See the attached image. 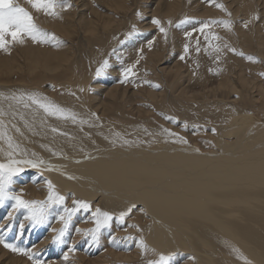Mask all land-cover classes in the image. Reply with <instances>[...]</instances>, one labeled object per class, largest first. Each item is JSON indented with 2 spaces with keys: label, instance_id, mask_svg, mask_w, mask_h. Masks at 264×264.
Returning <instances> with one entry per match:
<instances>
[{
  "label": "bare ground",
  "instance_id": "1",
  "mask_svg": "<svg viewBox=\"0 0 264 264\" xmlns=\"http://www.w3.org/2000/svg\"><path fill=\"white\" fill-rule=\"evenodd\" d=\"M227 1L229 3H226ZM255 1L217 0L212 5L207 2L204 6L205 9L202 7L206 11L205 14L211 15L213 18L219 17L218 15L226 16L225 11L227 9L231 12L232 18H238L237 16L241 15L236 25L230 29L222 28V26L218 25L223 29L221 34L224 36L227 45H237L235 43L239 41L240 44H238L247 51L250 46H253L252 43L256 42L255 47L257 49L253 51V54L260 59L261 67L256 68L255 64L249 61L244 63L239 69H236L234 68V62L227 58L229 55L227 53L224 56L225 58L223 57L219 63L213 65L216 71L215 74L210 70L211 65L202 59H199L200 61L198 62L189 60L192 63H188V68L182 70L177 60L171 66L166 65L163 61L166 56L163 58L162 55L165 52L160 53L162 51L161 45H156L157 48L158 46L160 47L157 51L155 46L154 49L151 48L152 51L147 49L149 54L146 61L153 70V76L155 75L154 78L151 74L154 78L153 80L155 82L159 80V85L164 83L163 87L166 85L167 90H165V87L164 90L159 89L160 91L157 89L153 90L154 87L150 89V87L144 93H140L139 90L138 92L129 93L127 86L121 88L122 86H118L117 83H110L104 86L99 79H92L90 82L91 71H87L88 73L84 71L83 73L82 70L84 68L87 70L85 67L87 65L81 62L85 57L83 56L82 58L81 55L82 59H80L78 56L80 55L78 52L79 48H76L77 46L71 43H61V45H56L55 48L49 49L52 44L49 45L48 43L53 42L49 41L52 37L47 41L48 43L46 42L49 46L46 50L42 49L41 46V49L38 48V45L32 44V41L29 42L28 40L30 39L27 40L26 38L23 43L14 42L15 44L8 47L7 51L0 49V162H6L8 160L7 153L12 151L16 153V159L25 158L24 154L26 153L27 159H42L46 162L39 168H24V171L15 178L16 183L14 185L18 192L25 193L26 191L29 195H33L32 197L38 194H44L45 196L48 191L45 181L49 180L55 185L57 191L65 193L67 196L72 194L74 197L75 195L83 201H92L96 209L99 208L103 212L114 213V216H118L122 211H127L132 205H135V207L140 205V208H143L145 213H143L145 219L142 216L138 217V220L135 218L129 219V221L136 220L139 222L135 224L131 221L130 228L133 233L129 236L135 235L136 238L133 240L131 238L128 239L132 240V243L122 244V248L120 247L121 245L119 247L116 246L120 249L108 245L110 246L109 249H111L109 251L110 255L116 258L114 260H122L125 264H139L141 261H146L149 264L150 261H159L161 255L166 258L176 256V259H178L181 254L187 256L182 264H264V82L262 81L264 77V36L262 35L264 32V9L262 7L264 5H261L262 2L260 3L262 7H259L262 9L259 12ZM67 2L71 5L70 0H67ZM188 2L193 5L191 0H166L163 3L160 2V6L153 11V16L155 13V15H159L157 19L169 17L170 20V16H175L174 18H176V15L180 13V18H182L194 12V7H191ZM27 3L26 1L25 4ZM80 3L81 6H84L83 9L77 10L73 6L65 9V11H59L62 13L61 23H56L53 19L44 21L50 23L51 27L63 37H65L64 34L67 37L71 36L73 32H76L77 35L80 33L79 36L83 34L80 37L82 41L84 37L85 51L88 52L86 53L89 56L90 53H95L96 47L94 48L93 45H98V49L102 51L101 43L103 42L100 43V40L102 41L103 35L101 32L106 31L109 35L112 30H115L112 28L116 19L114 14L117 15L118 12L125 13L127 9L132 8H130L128 0H111L104 6L113 11L112 15L109 14L110 12L105 13L104 11V13H101L103 12L101 9L92 8L94 14H90V17H87L85 15L86 7L88 8L90 4L84 0ZM235 3L237 4L236 7ZM138 4L139 2L135 6L136 9ZM217 4L223 5V8L217 7ZM233 5L234 7H232ZM105 7L104 10L107 11L108 9H105ZM58 9L62 10L60 7ZM133 9L135 10V8ZM133 9L132 11H134ZM223 9L224 11H222ZM139 10L141 11V9ZM258 13L260 14V19L255 22V19H257L255 17H257ZM118 14L120 15V13ZM133 14L134 16L132 17L130 14L128 19L130 18L135 22L137 12H133ZM140 14L143 13L141 12ZM124 16L126 15L124 14ZM37 17L43 22L44 14L40 15L38 13ZM120 17L122 16L120 15ZM122 18L119 20H123ZM176 19L173 20L176 21ZM225 19H228V17ZM195 20L197 21V18ZM167 22L169 21L167 20ZM246 22L247 27H245ZM191 23L194 24L193 21ZM219 23L221 22L219 21ZM163 26L167 28L166 25ZM130 27L128 31L131 32L133 27ZM155 28L157 27L155 26ZM46 30H49V28ZM216 34L219 36L218 33ZM156 35L155 37L158 36ZM184 36L186 35L184 34ZM126 37L127 33L124 32L118 40L123 39L122 41L126 42L128 40H126ZM171 39L173 38L171 37ZM113 40L112 37L110 41ZM93 41H98V43L92 44L95 43ZM176 41L177 39H174L175 44L173 43V46H177ZM178 41H180L179 37ZM195 42L198 41L195 40ZM159 43L160 41L157 44ZM121 44L122 46L118 47L115 53L118 56L127 55L132 49L134 50V47L137 48L138 46L141 49L143 47L140 44L139 47L138 43L133 46L131 41ZM124 44L125 46H123ZM162 46L166 49L164 45ZM82 47L80 48L82 49ZM10 48H13V50ZM111 48H114V45L110 42L105 48L106 53ZM97 52L94 55L95 57H97ZM94 56L92 58L95 59ZM99 57L94 60L89 56L88 60L91 59L93 63V61H98ZM231 58L233 59L232 56ZM101 59L99 60L100 62L104 58ZM92 63H89L90 66L87 61L90 67H93ZM76 70L77 73H75ZM163 71L167 73L173 72L172 79L163 81L159 74ZM185 71H188V73ZM68 72L72 74L70 76L71 79L64 78ZM43 75H48L46 78L51 80L52 83L44 84L42 82ZM107 81L110 82V80ZM192 84H195V87L191 86ZM50 85L55 89H48L47 87ZM90 89L93 90V94L88 92ZM216 91L219 93H216ZM31 93L38 94V98L45 103L51 102L66 109L75 116V120L71 116L58 117L48 115L28 98ZM201 93H204V96L211 94L213 99H209V97L204 100L195 98L197 94ZM136 102L137 104H135ZM151 102L155 106H157V103H161L165 110H173L174 108L177 111H181L183 107L185 111L198 113L203 117L202 119L205 123L208 120L212 125L208 128L215 129L216 133L213 134L210 130V139L199 141L207 143L213 140V144L219 150L199 147L202 148L200 150L198 148V140L189 139L172 123L165 122L164 124L156 116V114H159V116L162 114L160 110L159 112L157 111L158 113H154L155 115L150 114L149 111L152 110V107H150ZM254 102H258L259 105H253ZM147 103L150 104L148 106L150 109L146 107ZM117 111L119 115H117ZM201 117L194 118L202 122ZM164 129H168L171 133L178 135H169ZM178 137L184 138L187 143L179 142ZM9 139L12 142V148L9 147ZM17 145L18 148L16 147ZM33 153H35V156H33ZM48 165L52 166L51 170H49ZM28 197L27 200L29 199ZM65 207L67 206L65 205ZM60 208L59 210L61 211L62 208ZM92 208H90V211H92ZM22 213L24 212L22 211ZM82 216L83 214L79 218L81 219ZM18 217L16 218L17 220ZM24 218L22 217V222L26 220ZM52 218L50 222H52ZM93 218L95 220L96 217L93 216ZM87 219L84 221L87 222ZM88 220H92L91 215ZM4 221L6 222V220ZM112 222L110 221V224ZM80 223L78 222V224ZM88 223L85 224L91 227ZM115 223L117 224V220ZM71 227L73 226L71 225ZM76 229H80V227ZM69 230L71 229L69 228ZM74 231L77 232L76 230ZM75 232L74 236H76ZM19 234L17 233V235ZM117 234L115 233L116 236ZM45 235L47 236V234ZM81 236L84 238V235ZM116 236H114V241ZM102 237L107 238L100 236V238ZM43 238L48 240L49 236H44ZM46 239H42L44 244L47 242ZM121 239L119 238V240ZM125 239L121 243H127L128 240L126 241ZM141 240L146 245L145 249L137 246V241ZM114 241L110 244L113 245ZM118 243L120 244V241ZM132 244H134V249L132 254L128 255L124 249ZM1 247L0 259L4 258L6 260H0L1 264H29L25 261V258L10 257L11 252L7 253L5 248ZM63 250L65 251V249ZM99 251L102 250L99 249ZM59 252V258H56V260L52 259L54 264H61L66 260L70 261V257H67V259L63 258L65 254L61 249ZM68 252L71 253L69 250ZM102 253L101 257L107 256L105 252ZM88 256L85 258L79 255L81 259L85 260ZM97 256L96 254L95 257L93 256L94 258L91 257L85 264H98L97 260L99 258ZM189 257H194L195 259H190ZM102 261H100V264L103 263ZM110 261L105 263L107 264ZM167 264H173V262L168 260Z\"/></svg>",
  "mask_w": 264,
  "mask_h": 264
},
{
  "label": "rangeland",
  "instance_id": "2",
  "mask_svg": "<svg viewBox=\"0 0 264 264\" xmlns=\"http://www.w3.org/2000/svg\"><path fill=\"white\" fill-rule=\"evenodd\" d=\"M27 0H13V2L14 3H16V4H18L19 6H21V7H24L26 10H28L29 12H31V15H32V17H33V20H34V22H35V24L36 25H38L39 26V28L41 29L42 28V26H43V28H42V30H46V29H48L49 28V30H46V32L47 33H50L51 34V39L49 40V41H53V42H47L49 45L50 44H54V46H52L51 45V48L47 45V43L45 44V43H34L30 38H27V37H25L27 40L28 39H30V40H28L29 42L30 41H32L31 43L32 44H36V46L38 47V48H40V46H41V48L43 49H45L46 50V48L48 49V47H49V49H52V48H55V46H56V42H54V41H56V40H59V41H61L62 43H64V44H66V43H71V44H73L74 46H77L76 48H79V53H80V55H78L79 56V58L80 59H82L83 58V56L85 57V58H83L84 60H82L81 62L83 63V64H86L87 66H85L86 67V69L87 70H85V68H84V70H82L83 71V73H84V71L85 72H87V71H91V75L90 76H92V77H90V82L92 81V79H99L100 80V82L104 85V86H107V85H109L110 83L112 84H116L117 83V85L119 86L120 85V87L121 88H123V87H125V86H127V91L129 92V93H131V92H138V90H139V92L140 93H144V91H146V90H148L150 87V89H152L154 86V83H155V85L158 83V81L157 82H155L153 79L155 78L154 76H153V70L151 69V66H149V64L147 63V55L149 54L148 52V50H151L152 51V49H154V46H155V48H156V51H157V49L158 48H160L161 47V49H162V51L160 52V53H163V51L165 52V53H163L162 55H163V61H164V63L166 64V65H172L176 60L178 61V63H179V65H180V67H181V69L183 70V69H187L188 68V63L190 64V63H192V62H190L189 60H191V61H195V62H198V61H200L199 59H202V60H204V61H206V62H208V64L209 65H211V72L213 73V74H215L216 73V71H215V67L213 66L214 64L216 65L217 63H219L220 62V59H223V57L224 56H226L227 55V53H229V55L227 56V58H229V59H231V61H233L234 62V68H236V69H239L241 66H243L244 65V63H248L250 60H248V59H246V57L247 56H253V57H255L256 58V60L255 61H250L252 64L254 63L255 64V66H256V68H260L261 67V64H260V59L258 58V57H256L254 54H253V51L255 50V49H257V47H255L256 45L255 44H257L256 42L255 43H252L253 44V46H250L249 47V50L247 51V50H245L242 46H240L239 44V41H237L235 44H237V45H231V46H229V45H227V43L225 42V39H224V36L221 34V30H223L222 28H224L225 26H224V24L222 23L223 21H229V20H231L230 22L231 23H233V24H231V27H233V26H235L236 25V22H237V20H238V18H240L241 17V15H238L237 17L238 18H232V16H231V12L227 9L226 11H225V13L227 14L226 16H222V15H218L219 17H217V19H216V17H212L211 15H208V14H205L206 13V11L205 10H203V7L206 5V3L208 2V0H191L193 3V5H191L189 2H188V4L191 6V7H194V12H192L191 14H188V15H185L184 17H182V18H180L181 16V14L179 13V14H177L176 15V18H174V17H172V16H170L171 17V19L169 20V17H165L164 19L163 18H160L159 20L161 21L162 19V26L163 25H166L167 26V28L165 27V26H163L165 29H167L168 31H167V36L169 35V37L167 38V36L165 37V34L164 33H161L160 31H159V27L157 26V25H155V24H153L152 23V18L154 17V16H157L156 18H159V15H155V13H154V16H153V11L156 9V7H159L160 6V2L161 3H163V1L165 2L166 0H128V4L130 5V8H135V10L134 11H132V9H127V11L125 12V13H122V12H118V13H120V15L123 17H120V15L117 13V15L116 14H114V17H116V19H115V24L113 23V25H112V28L113 29H115V30H112V33H110L109 35L107 34V32L106 31H104V32H101V34L105 37H103L102 36V41L100 40V43L101 42H103V43H101V48H102V51L100 50V49H98V45H93L94 46V48H95V53H90L89 54V56H91V58H92V56H94L95 54H96V52H97V50H98V52H97V57H95V59L97 60L98 59V56H100L99 57V60L102 58L103 60H105V59H107L108 60V62H109V65H110V67L109 68H107L106 69V71H105V73L103 74V75H101V76H99V77H97L96 75H95V72H96V69L100 66V64L102 63V61L100 62L99 60V62L98 61H96V62H94L93 61V63H92V60L90 61V60H88V55H87V51H85L86 50V44L84 45V37H83V41L81 40L82 38L80 37V36H83V34H81L80 36H79V34L77 35V33L76 32H73L72 34H71V36H66L65 34H64V36L65 37H63V35H60V33L58 32V31H56L53 27H51V24L50 23H46L44 20H47V19H49V20H51V19H53V21L54 22H56V23H61V21H62V11H65V9H69V8H71V7H76L77 8V10H80V9H83L84 8V6H81V3L80 2H83V0H70V3H71V7H68V8H64L63 6H57L56 7V9H55V11H56V15H48V14H46V13H44V12H38V11H36V9H34V8H32L31 7V5L29 4V3H27V4H25V2H26ZM85 2L87 1L89 4H90V6H92L91 7V9H90V6H88V8L86 7V14L85 15H87V17H90V14H94L93 12H94V10L92 9V8H97V9H101V11H103V12H101V13H104V11H105V13H108V12H110L109 14L110 15H112L113 14V11H111V10H109L107 7H105L104 5H106V3H109L111 0H84ZM91 1H92V4H91ZM95 3H94V2ZM139 2V4H138V8L136 9V5H137V3ZM148 1V2H147ZM159 1V2H158ZM216 1L217 0H212V3H210L211 5L212 4H215L216 3ZM197 2V3H196ZM262 2V3H261ZM77 5H76V4ZM103 3V4H102ZM194 3H196V4H194ZM209 3V2H208ZM226 3H229L228 1L226 2ZM257 3H258V5H257ZM260 3H261V5L263 6L264 4H263V0H256L255 1V4H256V8H257V11H261V9L263 8L264 9V6L262 7L261 5H260ZM74 4V5H73ZM141 4V5H140ZM201 6H200V5ZM78 5H80L79 7H78ZM236 3H235V7H236ZM141 8H140V7ZM203 6V7H202ZM262 7V8H260V7ZM29 7H31V8H29ZM62 8V10H59L58 8ZM104 7H105V9H108L107 11L106 10H104ZM162 7V6H161ZM201 7V8H200ZM232 7H234V5L232 6ZM231 7V8H232ZM196 8V9H195ZM90 9V10H89ZM139 9H141V11L139 10ZM204 9H205V7H204ZM233 9V8H232ZM260 9V10H259ZM31 10V11H30ZM89 10V11H88ZM137 10V11H136ZM139 10V11H138ZM144 10V11H143ZM199 12H198V11ZM59 11H61V12H59ZM132 11V12H131ZM222 11H224V9L222 10ZM34 13V15H33V13ZM36 12V13H35ZM40 13V15L42 14H44V19L42 18V20H43V22L41 21V19H39L37 16H38V13ZM127 12H129L130 14H131V16L133 17L134 16V14H133V12L135 13V12H139V13H143V14H140L139 16L136 14L135 15V22H133L132 21V19H128V17H130V14L128 13V14H126ZM228 12V13H227ZM81 13H83V12H81ZM195 13V14H194ZM60 14V15H59ZM124 14L126 15V16H124ZM194 14V15H193ZM199 16H198V15ZM119 15V16H118ZM204 15V16H203ZM208 15V16H207ZM222 18H221V17ZM230 16V17H229ZM260 14L258 13L257 14V17H258V19H255V22H257V21H259V19H260ZM125 17V18H124ZM126 17H127V19H126ZM131 17V18H132ZM197 18V21L195 20L196 18ZM228 17V19H225V18H227ZM123 19V20H119V19ZM167 18V19H166ZM187 18V21L188 22H186V23H181V21H184L185 19ZM219 18V19H218ZM124 19H125V21H124ZM173 19H176V21L175 20H173ZM57 20V21H56ZM61 20V21H60ZM126 20H128L127 22H126ZM143 20V21H142ZM167 20L168 21H171L172 23L171 24H169L168 22H167ZM173 20V21H172ZM189 20H191V22L193 21V23L194 24H192L191 22H189ZM209 20V21H208ZM212 20H214V21H216V24L215 23H212ZM233 20H234V22H233ZM140 21H142V22H140ZM217 21H218V23H217ZM219 21L221 22V23H219ZM133 22V23H132ZM168 23V25H167V23ZM120 23H122L121 25H118V24H120ZM145 23V24H144ZM166 23V24H165ZM190 23V24H189ZM204 23H207V27L206 28H203V30H201L202 29V24H204ZM211 23V24H210ZM136 24V25H135ZM177 24H179V25H181V26H179V28H181V29H179L176 25ZM42 25V26H41ZM118 25V26H117ZM127 25V26H126ZM187 25H188V27H187ZM192 25V26H191ZM221 27L222 26V28H220L219 26ZM130 26H135V29H136V34L135 35H133V37L131 38V37H128V38H126V42L128 43L129 41H131V43H132V45L134 44V43H138V45L140 44L141 46H143L142 47V49H141V47H140V45H139V47L140 48H138V46H137V48H135L134 47V50H136V51H134L133 49H132V51L131 52H129L128 54L130 55V57H129V55L127 54V55H123V56H118V54H115L116 52H117V49H118V47H120V46H122V44H121V41L123 40V39H120V40H118V38L120 37V36H122V34L124 33V32H126L127 34L130 32V31H128L131 27ZM155 26L158 28H155ZM46 29H45V28ZM48 27V28H47ZM122 27V28H121ZM124 27V28H123ZM140 27V28H139ZM153 27V28H152ZM173 27H174V29H173ZM148 28H150V29H148ZM152 28V29H151ZM210 28H211V30H210ZM213 28V29H212ZM217 30H216V29ZM170 29V30H169ZM176 29V30H175ZM185 29V30H184ZM194 29H195V31H194ZM220 29V30H219ZM124 30V31H123ZM126 30V31H125ZM156 30V31H155ZM176 32H175V31ZM179 30V31H178ZM186 30H188V31H186ZM210 30V31H209ZM53 31V32H52ZM56 31V32H55ZM113 31H115L114 33H113ZM118 31H119V33H118ZM128 31V32H127ZM173 31V32H172ZM178 31V32H177ZM183 31V32H182ZM208 31H209V33H208ZM218 33V35L219 36H217V34L215 33ZM122 32V33H121ZM57 33V34H56ZM152 33H154V34H152ZM158 33V34H157ZM169 33V34H168ZM179 33V34H178ZM185 33H191V35L190 36H184V34ZM215 33V34H214ZM59 34V35H58ZM158 36H157V35ZM177 34V35H176ZM209 34V35H208ZM58 35V36H57ZM155 35L157 36V37H155ZM208 35V36H207ZM216 35V36H215ZM262 35L264 36V32L262 33ZM110 36V37H109ZM207 36V37H206ZM109 37V38H108ZM113 37V41H110L111 40V38ZM171 37L173 38V39H171ZM178 37H179V40L180 41H178ZM210 37V38H209ZM217 37V38H216ZM57 38V39H56ZM129 38H131V40H129ZM135 38H137L136 39V41H135ZM141 38H142V40H141ZM151 38V39H150ZM153 38V39H152ZM165 38V39H164ZM196 38V39H195ZM200 38V39H199ZM207 38V39H206ZM105 39H106V42H105ZM108 39H110V40H108ZM148 39H150V40H148ZM174 39H177V41H176V43H177V46H173V43L175 44V42H174ZM194 39V40H193ZM211 39V40H210ZM212 39H214L215 40V42H214V40L212 41ZM108 40V41H107ZM117 40V41H116ZM147 40V41H146ZM160 41V43L159 44H157L159 41ZM163 40H166V41H163ZM169 40H171V41H169ZM190 40V41H189ZM195 40H197L198 42H195ZM222 40V41H221ZM239 40V39H238ZM79 41H82L81 43H78ZM120 41V42H119ZM135 41V42H134ZM149 41H151L152 43V45H151V47H149ZM93 42H95V41H93ZM105 42V43H104ZM110 42H111V44L112 45H114V48H111L110 50H108V53H106V51H105V48L110 44ZM118 42V43H117ZM125 41L123 42V43H126ZM141 42H144V43H141ZM181 42V43H180ZM188 42V43H187ZM90 43H92V42H90ZM96 43H98V41H96L95 43H92V44H96ZM115 43H117V44H115ZM119 43H120V45H119ZM136 43V44H137ZM154 43H155V45H154ZM168 43V44H167ZM186 45H189L188 46V49H189V51H187V52H185L184 51V44ZM191 43V44H190ZM200 43V44H199ZM213 43V44H212ZM217 43H220V44H217ZM239 43V44H238ZM14 45L15 43L13 42V43H11V44H9V47L11 46V45ZM105 44V45H104ZM135 44V45H136ZM144 44V45H143ZM179 44V45H178ZM209 44H211V45H209ZM12 45V46H13ZM43 45V46H42ZM45 45H46V47H45ZM59 45H61V43L59 44ZM78 45H80V46H78ZM116 45H119V46H117V47H115ZM135 45H133V46H135ZM156 45H161L160 47L158 46V48L156 47ZM162 45H164L165 46V48L166 49H164V47L162 46ZM168 45V46H167ZM172 45V46H171ZM191 45V46H190ZM199 45H201V46H199ZM216 45H219V46H216ZM82 46H84V47H82ZM105 48H104V47ZM123 46H125V44L123 45ZM149 48H148V47ZM213 46V47H212ZM238 46V47H237ZM80 47H82V49L80 48ZM145 47H147V48H145ZM176 47V48H175ZM227 47H228V49H229V47H231V48H234V49H236V52H232V51H229L228 49H227ZM40 48V49H41ZM85 48V49H84ZM143 48H145V49H143ZM152 48V49H151ZM169 48V49H168ZM172 48H173V51H172ZM196 48H199L200 50H199V52L198 51H195L196 50ZM214 48H216V49H214ZM218 48V49H217ZM10 49H12L13 50V48H10ZM82 51H81V50ZM140 49V50H139ZM148 49V50H147ZM204 49V50H203ZM104 50V51H103ZM217 51V52H216ZM243 51V53H244V55L243 56H241V55H238L237 53H239V52H242ZM87 52V53H86ZM141 52V53H140ZM147 54H146V53ZM196 52H198V53H196ZM218 52H220V54H222V55H220V54H218ZM221 52H223V53H221ZM247 52V53H246ZM249 52V53H248ZM79 53H76V54H79ZM86 53V54H85ZM98 53H100V54H98ZM102 53V54H101ZM106 53V54H105ZM132 53V54H131ZM135 53H136V57H135ZM171 53V54H170ZM93 54V55H92ZM105 54V55H104ZM134 54V55H133ZM168 54H170V55H168ZM187 54V55H186ZM226 54V55H225ZM81 55H82V58H81ZM133 55V56H132ZM137 55H139L138 57H137ZM144 55H146V57H144ZM181 55H183L184 56V59L183 60H181L180 59V57H181ZM109 56V57H108ZM231 56L233 57V59L231 58ZM125 57V58H124ZM133 57V58H132ZM168 57V58H167ZM129 60H128V59ZM130 58H131V60H132V62H131V60H130ZM135 58V59H134ZM137 58V59H136ZM225 58V57H224ZM92 59H94V58H92ZM94 59V60H95ZM101 59V60H102ZM144 59H145V61H144ZM165 59H166V61H165ZM128 60V61H127ZM138 61V62H135V61ZM143 60V61H142ZM219 60V61H218ZM87 61H88V64L90 63H92V65H93V67H90V66H88V64H87ZM126 61V62H125ZM118 62V63H117ZM135 62V63H134ZM140 62V63H139ZM144 63H146V64H144ZM96 64H98L97 66H96ZM119 64H120V66H119ZM143 64V65H142ZM147 64H148V67H147ZM146 65V66H145ZM164 65V64H163ZM163 65H160V66H163ZM94 66H96V68H94ZM117 66H119V67H117ZM123 66V67H122ZM129 66H132V71L135 73V75L134 76H130V77H128V79H127V82H124V83H122L120 80H122V76H121V70L123 69V68H128ZM111 67H113V68H111ZM114 67H115V69H114ZM150 67V68H149ZM94 68V69H93ZM111 68V69H110ZM148 68V69H147ZM116 70L115 71V73H113L114 72V70ZM146 69V70H145ZM113 70V71H112ZM148 70H150V71H148ZM145 71V72H144ZM152 71V72H151ZM94 72V73H93ZM185 72H187L188 73V71H185ZM69 73V72H68ZM66 74L65 76H64V78L65 79H71V73H69V74ZM75 73H77V70H76V72ZM88 73V72H87ZM112 73V74H111ZM119 73V74H118ZM151 74H152V76L154 77H152L151 76ZM160 74V78H163V81L165 80H170V79H172V76H173V72L172 73H167V72H162V73H159ZM89 75V74H88ZM114 75V76H113ZM116 75V76H115ZM48 75H46V76H44L43 75V77L44 78H46ZM111 76H112V78L114 77L115 79H117L118 77V79L117 80H115L114 78L112 79L111 78ZM138 76V77H137ZM43 78V83L44 84H49V83H52L51 82V80H49L48 78H46V79H44ZM111 78V79H110ZM210 78H212V77H210ZM75 79V78H74ZM107 80H110V82H108ZM143 80H144V82H143ZM150 80V81H149ZM145 81H148V83H145ZM154 81V82H153ZM262 81L264 82V77H263V79H262ZM149 82H150V84H152V82H153V84L152 85H150L149 84ZM122 84V85H121ZM158 85H159V83H158ZM163 85H164V83H163ZM163 85H162V83H160V85H159V88H156V87H154L153 88V90H158V91H160L161 89L162 90H164V87H165V90H167V87H166V85L163 87ZM191 86H194L195 87V84H192ZM161 87V88H160ZM163 87V88H162ZM48 89H52V90H54L55 88H53V87H51V85L50 86H48L47 87ZM160 89V90H159ZM51 90V91H52ZM141 90H142V92H141ZM88 92L90 93V94H93V90L92 89H90V90H88ZM216 93H219L218 91H216ZM89 94V95H90ZM101 95V94H100ZM206 97L208 98L209 97V99H213V96L211 95V94H209L208 96H204V93H201V94H197L196 95V97L195 98H197V99H202V100H204V99H206ZM148 102H149V100H147ZM152 103V102H151ZM135 104H137V102L135 103ZM153 104V103H152ZM151 104V106H150V104H146V107H148V106H150V107H152V110H150L149 111V113L150 114H156V113H158L159 112V110H160V112H162V114H160V116H159V114H156V116L161 120V121H163L164 122V124H165V122H168V123H172L175 127H177L178 129H180L181 130V133H184V135H186V137H188L189 139H194V141L195 140H209L210 139V136H209V134H211V132H210V130L212 131V129H210V128H208V127H211L212 125L208 122V120L206 121L207 123H205L204 122V120L202 119L203 117H201L198 113V116H197V114H196V112L194 113V111H193V113H192V111H185L184 109H183V107H182V110L181 111H177V110H175L174 108H173V110H165V108L162 106V104L160 103H157V106H155L154 104L152 105ZM253 105H259L258 104V102H254L253 103ZM126 107H128V106H126ZM249 108H250V106H248ZM252 107V106H251ZM149 108V107H148ZM159 108V109H158ZM162 108V109H161ZM150 109V108H149ZM156 109V110H155ZM164 109V110H163ZM155 110V111H154ZM158 111V112H157ZM154 114V115H155ZM261 114V113H260ZM117 115H119V112L117 111ZM122 115V114H121ZM120 115V116H121ZM161 115H163V116H161ZM201 115H203V114H201ZM205 115V114H204ZM262 115V114H261ZM161 117H163V118H161ZM174 118L175 119V122H173V120L172 119H168V118ZM194 117H196V118H200L201 117V120H203L202 122H199L198 120L199 119H195ZM140 120V119H139ZM141 121V120H140ZM204 123H205V125H204ZM209 123V124H208ZM212 133L213 134H215L216 133V131L215 132H213L212 131ZM213 141V140H212ZM212 141H210V142H203V141H199L198 142V148L199 147H202V148H204V149H209V150H219L218 148H217V146L215 145V144H213V142ZM192 143V142H191ZM202 148H199L200 150L202 149ZM13 188H15V192H16V194L17 195H19V193H20V196L22 197V198H24L25 200H27V197L29 198L28 200H43V199H45L46 197H47V195H48V191L46 192V194H45V196H44V194L43 195H35L34 197H32L33 195H29V193L28 192H26L25 190V193L24 192H18V190H17V188H16V186L15 185H13ZM56 190V189H55ZM57 191V190H56ZM60 195H64L65 196V200H64V202H63V204L59 207L60 209H61V211L59 210L58 212H54L55 214L53 215V217L54 218H52V222H49V223H46V224H43V225H33L30 221H28L27 219L26 220H23V222L21 221L22 220V217L24 218V216H25V211L24 210H22L24 213H22V211H18V212H16L14 215H13V218L12 217H10L9 218V215H7L8 213H9V211H11L12 209H10L11 208V206H10V204H11V202H8V203H5L3 206H1L0 207V234H2V235H4V237H5V239L8 241V242H11V243H14V242H16L15 244H17L18 246H20V247H23L24 246V248H29V249H32V251L34 252V253H37V251H38V257L36 256V258L34 257L33 259H29L27 256H23L22 254H17V253H13V252H11L10 250H8V249H5L6 250V252L7 253H10V257L12 256V257H19V258H25V261H27L29 264H36L37 262H38V264H54L53 263V261H52V259L53 260H56V258L58 259L59 257V254H60V249L64 252V254L67 252V254L69 253L68 252V250H69V246H71V247H73L75 250L74 251H72L71 253H69L68 254V257H70L69 258V260L70 261H68V260H66V261H64V262H62L61 264H82L83 262V264H85V263H87L86 261H88V259H90L91 257H95V255L97 254L98 256V258H99V260L100 259H102V260H100V261H102L103 263L102 264H104L106 261H110V260H112V261H110V262H108L107 264H125V262L124 261H122V260H114V259H116V258H114L113 257V255H110L111 253L109 252L111 249H109L110 248V246H113V247H115V248H117V249H120V248H118L120 245V247L122 248L123 247V245L124 244H131L132 243V240L134 239V238H136V236L134 235V236H129L131 233H133V232H131V224H132V222L131 221H133L135 224L136 223H139L138 221H136V220H130L129 221V219L131 218H135V219H137L138 220V217L140 218V216H142L144 219H145V216H143V213H144V211H143V208L141 209L140 208V205H138V206H136V207H133V211L131 210L130 212H128L129 214L127 215V216H125L124 217V223L122 224V223H118L117 222V224L115 223V221H116V219H115V217H116V215L114 216V213H112L113 214V219L111 220V224H110V228L109 227H102L101 229H100V236H104V237H107V238H100V243H99V247H98V245L96 246L95 244H93V243H91V236L89 237V235H91V233L90 232H88V231H86V230H88V228L90 227H88V225L87 224H85V223H88L89 225H91V227L89 228V230H91V228L92 229H94V228H96L97 227V223H95L96 222V220H97V218H95V220H94V218H93V212H95V209H96V207H95V205H94V203H92V201H87V202H89L90 203V205H91V208H92V211H84L83 209H80L78 212L80 213H78V212H76L75 213V215H73L72 216V221H71V223H70V225H69V227H68V230H69V228L71 229V230H67V233H69V234H66V236H65V239H68L69 240V238H70V240L68 241V240H66L65 242L67 243H63V244H59L58 245V243H53V241H52V237L55 235V233L52 231V229H60L61 227H62V225H63V223H62V221L61 220H58V219H55V216L56 215H59V214H63L64 213V207H65V205L67 206V207H65V208H68V209H73V208H75L76 207V205L73 203V201L74 200H78L79 201V199L80 200H82L81 198H77L75 195H74V197L72 196V194H71V196H72V198H70L71 196H67L65 193H62V192H60V191H57ZM28 194V195H27ZM27 195V196H26ZM36 196H38L37 198H36ZM41 197V198H40ZM69 198H70V200H69ZM68 199V200H67ZM67 201V202H66ZM83 201V200H82ZM65 203V204H64ZM70 205H68V204ZM74 204V205H73ZM73 206V207H72ZM138 207V208H137ZM5 208V209H4ZM9 208V209H8ZM136 208V209H135ZM135 209V210H134ZM81 211H83V212H81ZM86 212V213H85ZM89 214H88V213ZM20 213V214H19ZM92 213V214H91ZM137 215H136V214ZM142 215H141V214ZM22 214V215H21ZM24 214V215H23ZM83 214V216L81 217V219L79 218L81 215ZM145 214V213H144ZM26 215H27V213H26ZM87 215V216H86ZM89 215V216H88ZM90 215H91V219L92 220H88V219H90ZM133 215V216H132ZM139 215V216H138ZM7 216V217H6ZM19 216V217H18ZM20 216H21V218H20ZM18 217V220L16 219ZM26 217V216H25ZM76 217V218H75ZM78 217V218H77ZM137 217V218H136ZM6 218V219H5ZM12 218V219H11ZM87 219V222H85L84 220L85 219ZM15 219V220H14ZM20 219V220H19ZM25 219V218H24ZM55 219V220H54ZM74 219V220H73ZM76 219V220H75ZM79 219V220H78ZM128 221H127V220ZM143 219V220H144ZM4 220H6V222L4 221ZM14 220V221H13ZM77 220H78V222L82 225H80V224H78V222H77ZM11 221V222H10ZM20 221V222H19ZM24 221H25V224H24ZM50 221H51V218H50ZM60 221V222H59ZM126 221H127V223H126ZM74 222H75V224H74ZM83 222H85L84 224H83ZM21 224L20 226H17V225H19V224ZM13 224V225H12ZM54 224V225H53ZM92 224H93V226H92ZM114 224V225H113ZM120 224V225H119ZM17 227H16V226ZM71 225L73 226V227H71ZM113 225V226H112ZM12 226V227H11ZM15 226V227H14ZM23 226V227H22ZM46 226V227H45ZM61 226V227H60ZM77 226V227H76ZM85 226V227H84ZM86 226H87V228H86ZM136 226V225H135ZM20 227H22L21 229H20ZM80 227V230L81 231H77V229L76 228H79ZM44 228H45V230H44ZM48 228V229H47ZM108 228V229H107ZM29 229V230H28ZM104 229V230H103ZM19 230V231H18ZM23 230H24V232H23ZM42 230V231H41ZM73 230H76L77 232H75V235L76 236H74L73 234H74V232H73ZM105 231V232H103V231ZM113 230V231H112ZM127 230H128V232H127ZM5 231V232H4ZM18 231V232H17ZM40 231V232H39ZM111 231V232H110ZM3 232V233H2ZM14 232V233H13ZM82 232V233H81ZM85 234H84V233ZM103 232V233H102ZM8 233V235L10 236H8V235H6ZM16 233V234H15ZM17 233H20L19 235H17ZM40 233H41V235H40ZM44 233V234H43ZM102 233V234H101ZM113 233V234H112ZM115 233H118L119 234V236H118V234H117V236L115 235ZM124 233H126V234H124ZM45 234H47V236H49V239L47 240L46 238H43L44 236L45 237H47ZM80 234V235H79ZM109 234H111V235H109ZM35 235V236H34ZM38 235V236H37ZM77 235H79L78 237H77ZM81 235H84V238L81 236ZM88 235V236H87ZM123 235H125L124 237H123ZM27 236V237H26ZM31 236H33V237H31ZM71 236V237H70ZM86 236H87V238H86ZM114 236H116L115 237V241H116V243H115V241H114ZM13 237V238H12ZM68 237V238H67ZM110 237V238H109ZM12 238V239H11ZM18 238V239H17ZM26 238V239H25ZM75 238H76V240H75ZM90 238V239H89ZM117 238H118V241H120V244L118 243V241H117ZM119 238L121 239V240H119ZM124 238H126L125 240L127 241L128 239H132V240H128V242L127 243H124V242H122L121 243V241H123L124 240ZM42 239H46L47 240V242L44 244V241L42 240ZM88 240V241H86V240ZM108 239V240H107ZM109 239H111V240H109ZM19 240V241H18ZM72 240V241H71ZM107 240V241H106ZM69 242V244H68V242ZM105 242V244H104V242ZM110 241V242H109ZM114 241V243H113V245H111L110 243H112ZM19 242H20V244H19ZM31 242H33V243H31ZM35 242V243H34ZM39 242H41L40 244H39ZM43 242V243H42ZM103 242V243H102ZM23 243V244H22ZM28 243V244H27ZM53 243V244H52ZM72 243V244H71ZM109 243V244H108ZM44 244V245H43ZM52 244V245H51ZM82 244V245H81ZM104 244V246H102ZM123 244V245H122ZM30 245V246H29ZM34 245V246H33ZM50 245V246H49ZM57 245V246H56ZM69 245V246H68ZM108 245H110V246H108ZM2 245H0V247H1ZM59 246V247H58ZM83 246V247H82ZM116 246H118V247H116ZM57 247V248H56ZM81 247V248H80ZM90 247V248H89ZM103 247V248H102ZM104 247H105V249H104ZM1 248H3V246L1 247ZM45 248V249H44ZM49 250H48V249ZM53 249V251H52V249ZM55 248H56V250H55ZM92 248V249H91ZM100 250H102V251H99V249ZM46 249H47V251H46ZM63 249H65V251L63 250ZM67 249V250H66ZM98 249V250H97ZM133 249H134V244H132L131 246H128L127 248H125L124 250L128 253V255H131L132 254V251H133ZM1 250V249H0ZM36 250V251H35ZM54 250H55V252H54ZM79 250H80V252H79ZM84 250V251H83ZM104 250V251H103ZM106 250V251H105ZM43 251H44V253H43ZM46 251V252H45ZM58 251V252H57ZM77 251V252H76ZM86 251V252H85ZM48 252H50V253H48ZM62 252V253H63ZM92 252V253H91ZM102 252H105L104 254L105 255H107V256H102L101 257V254H103ZM108 252V253H107ZM41 253V254H40ZM44 255H43V254ZM47 253V254H46ZM88 253V254H87ZM94 253V254H93ZM72 254V255H71ZM108 254H109V256H108ZM15 255H17V256H15ZM46 255V256H45ZM57 255V256H56ZM79 255L80 256H82V257H85L86 258V256L87 255H89L88 257H87V259L85 260V259H81L80 257H79ZM92 255V256H91ZM21 256H23V257H21ZM49 256V257H48ZM50 256H52V257H50ZM54 256H56V257H54ZM72 256V257H71ZM41 257V258H40ZM45 257V258H44ZM93 257V258H94ZM106 258V260H105V258ZM5 258H6V256H5ZM47 258V259H46ZM64 259H65V255H64V257H63ZM62 258V259H63ZM173 258H175L174 260H173ZM186 258H187V256L186 255H180V257L178 258V259H176V256L175 257H172V258H170L169 259V262H173V264H182L183 263V261L184 260H186ZM8 259V258H7ZM35 259H36V262H35ZM1 261L2 260H4V261H6L4 258H2V259H0ZM40 260V261H39ZM49 260V261H48ZM73 260V261H72ZM83 260V261H82ZM99 260H97L98 262H96V263H98V264H100L101 262L99 261ZM0 261V262H1ZM30 261H32V262H30ZM41 261H43V262H41ZM116 261H118V262H116ZM79 262H81V263H79ZM89 262H91V261H89ZM120 262V263H119ZM1 264V263H0ZM106 264V263H105ZM139 264H147V262L146 261H141V263H139Z\"/></svg>",
  "mask_w": 264,
  "mask_h": 264
},
{
  "label": "snow or ice",
  "instance_id": "3",
  "mask_svg": "<svg viewBox=\"0 0 264 264\" xmlns=\"http://www.w3.org/2000/svg\"><path fill=\"white\" fill-rule=\"evenodd\" d=\"M27 2L31 5L32 8L43 11L48 15H56V7L63 6L64 8L71 7V5L67 2V0H27ZM209 3H212V0H208ZM217 7L223 8V5L217 4ZM139 16L140 13L137 12ZM258 19V17H255ZM187 18L181 23H186ZM152 23L159 27L161 33L167 36V30L162 26L161 21L156 17L152 18ZM169 24L172 22L169 21ZM212 23H216V21H212ZM226 28H231L230 21L222 22ZM177 27L180 25L177 24ZM207 23L202 24V29L206 28ZM245 27H247V22L245 23ZM195 31V29H194ZM136 34L135 26H133V30L127 34V37H131ZM186 36H190L191 33H185ZM25 37L30 38L34 43H45L51 38V34L39 28L38 25L35 24L31 13L26 10L24 7L19 6L14 3L13 0H0V49L5 51L8 50L9 44L15 43H23ZM56 45L58 46L62 43L59 40H56ZM123 43V41H121ZM151 41H149V47H151ZM199 52V48L196 49ZM184 51H188V45L184 46ZM229 51L236 52V49L229 47ZM238 55L243 56V52L237 53ZM181 60L184 59V56L181 55ZM246 59L250 61H255L256 58L253 56H247ZM138 62V61H137ZM109 62L107 59L103 60L100 66L96 69L95 75L97 77L103 75L107 68H109ZM135 73L132 71V66L128 68H123L121 70L122 80L121 82H127L128 77L134 76ZM148 83V81H145ZM156 88H159V85H153ZM83 91V89H81ZM28 98L32 101L33 104L38 105L41 109L44 110L45 113L52 116L58 117H69L75 120V116L68 112L66 109L60 107L51 102H43L38 98V94L31 93ZM95 115V113H93ZM98 118V117H97ZM172 119L175 122L174 118ZM55 131V129H53ZM166 133L169 135H178L175 133H171L170 130L164 129ZM215 132V129H212ZM179 142L187 143L186 140L182 137H178ZM127 143V141H125ZM9 147L12 148V142L9 139ZM18 148V145L16 146ZM198 151V150H197ZM8 160L6 162H0V206H3L6 202H11L12 211L8 213L9 217H12L16 212L23 209L27 215L25 219L30 221L33 225H43L50 222V218L53 217L54 212H58L59 207L63 204L65 197L60 195L55 190V185L52 184L51 181L46 180L45 183L48 188V195L44 200H25L20 195H17L13 185L16 183V177L19 176L20 173L24 171L25 167L39 168L44 165L46 162L42 159H27L26 153L24 154L25 158L16 159V153L14 151L7 153ZM35 156V153H33ZM49 170H51L52 166L48 165ZM73 203L76 205L73 209L64 208V213L56 215L55 218L61 220L63 223V227L60 229H53L52 231L55 235L52 237L53 243L63 244L65 243V236L67 234L68 226L71 223L72 216L75 215L80 209L84 211H89L91 205L87 201L82 200H74ZM135 205H132L128 208L127 211H122L118 216L115 217L118 223L124 222V217L128 215V212L132 210ZM93 216L97 218L96 223L97 227L91 230H86L91 233V243L95 245H99L100 243V229L102 227H110V221L113 219V214L109 212H103L101 209L97 208L95 212H93ZM77 231H81L77 229ZM0 245H2L5 249L10 250L13 253L22 254L27 256L30 260L36 257L38 254L34 253L32 249L20 247L15 243L8 242L4 235L0 234ZM137 246L141 249H145L146 245L143 241H137ZM75 249L73 247L69 248V251L72 252ZM235 250V249H234ZM68 254L65 253V259H67ZM190 259H195L194 257H189ZM170 257L166 258L164 255L160 256L159 261H150L149 264H167V261ZM38 264V262H37Z\"/></svg>",
  "mask_w": 264,
  "mask_h": 264
}]
</instances>
